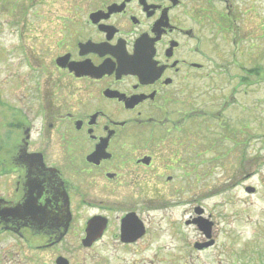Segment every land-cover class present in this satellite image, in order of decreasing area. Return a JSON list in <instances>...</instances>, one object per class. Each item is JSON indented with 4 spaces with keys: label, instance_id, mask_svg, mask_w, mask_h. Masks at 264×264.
<instances>
[{
    "label": "flooded vegetation",
    "instance_id": "af4514ba",
    "mask_svg": "<svg viewBox=\"0 0 264 264\" xmlns=\"http://www.w3.org/2000/svg\"><path fill=\"white\" fill-rule=\"evenodd\" d=\"M239 1L1 0L20 17L11 32L20 69L15 99L0 77V264H182L151 213L178 202L164 191L183 199L208 175L200 155L213 113H200V85L213 75V14L241 33ZM40 7L57 14L55 26H40ZM28 10L35 21L22 20ZM185 200L173 232H202L189 245L193 264L217 238L205 208Z\"/></svg>",
    "mask_w": 264,
    "mask_h": 264
},
{
    "label": "rangeland",
    "instance_id": "374dc122",
    "mask_svg": "<svg viewBox=\"0 0 264 264\" xmlns=\"http://www.w3.org/2000/svg\"><path fill=\"white\" fill-rule=\"evenodd\" d=\"M235 7L232 18L238 17L241 33L235 32L236 26L229 19L219 23V16L226 12L213 14L214 39L208 42L213 75L201 82L199 91L200 113H213L209 121L212 138L203 147L208 151L200 155L201 173L208 175L201 179L199 187L185 190L181 197L184 200L164 191L178 202L151 213L153 228L167 231L166 253L183 254L182 264H187L191 241L203 239L202 232L192 225H178V231L173 232V223H182L188 216L185 199L191 197L214 221L217 238L215 247L193 252V264H264V75L251 72L257 65L264 66V0H240ZM39 10L41 27L58 23L56 13L47 7ZM22 20L35 21L34 11L28 10ZM19 21L18 12L0 10V77L5 79L3 90L7 88L11 99H15V83L10 80L17 78L20 69L13 56L17 41L11 32ZM201 32L206 39L210 36L206 27ZM246 75L250 82L242 81ZM208 164L211 168L203 172ZM248 187L255 190L249 192Z\"/></svg>",
    "mask_w": 264,
    "mask_h": 264
},
{
    "label": "water",
    "instance_id": "95a60500",
    "mask_svg": "<svg viewBox=\"0 0 264 264\" xmlns=\"http://www.w3.org/2000/svg\"><path fill=\"white\" fill-rule=\"evenodd\" d=\"M249 192H253L255 189L253 188V187H248V189H247ZM201 225V229H207V228H205V226H203V224H200Z\"/></svg>",
    "mask_w": 264,
    "mask_h": 264
},
{
    "label": "trees",
    "instance_id": "16d2710c",
    "mask_svg": "<svg viewBox=\"0 0 264 264\" xmlns=\"http://www.w3.org/2000/svg\"><path fill=\"white\" fill-rule=\"evenodd\" d=\"M235 30H237V29L235 28Z\"/></svg>",
    "mask_w": 264,
    "mask_h": 264
}]
</instances>
